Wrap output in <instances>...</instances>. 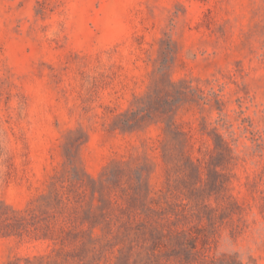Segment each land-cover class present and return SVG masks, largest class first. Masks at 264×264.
Instances as JSON below:
<instances>
[{"label":"rangeland","instance_id":"1","mask_svg":"<svg viewBox=\"0 0 264 264\" xmlns=\"http://www.w3.org/2000/svg\"><path fill=\"white\" fill-rule=\"evenodd\" d=\"M0 264H264V0H0Z\"/></svg>","mask_w":264,"mask_h":264}]
</instances>
